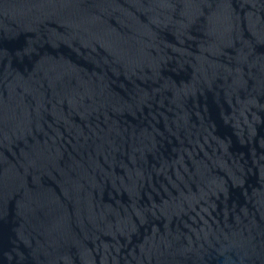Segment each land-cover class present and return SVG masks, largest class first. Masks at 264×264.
Masks as SVG:
<instances>
[{"label": "water", "instance_id": "95a60500", "mask_svg": "<svg viewBox=\"0 0 264 264\" xmlns=\"http://www.w3.org/2000/svg\"><path fill=\"white\" fill-rule=\"evenodd\" d=\"M0 264H12V263L0 257Z\"/></svg>", "mask_w": 264, "mask_h": 264}]
</instances>
